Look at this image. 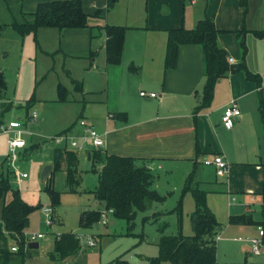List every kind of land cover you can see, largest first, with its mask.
Returning a JSON list of instances; mask_svg holds the SVG:
<instances>
[{"label":"crops","instance_id":"obj_1","mask_svg":"<svg viewBox=\"0 0 264 264\" xmlns=\"http://www.w3.org/2000/svg\"><path fill=\"white\" fill-rule=\"evenodd\" d=\"M4 1L7 7L5 15L12 21H17L15 15L20 18L28 16L34 20L30 14L42 3L65 0ZM79 1L88 14L101 11L106 25L122 26L128 30L122 62L119 65L106 63L105 34L96 37L92 29L88 28L61 31L70 39V45L65 48L70 56L91 59L88 74H93L99 84L94 87L84 80L83 91L79 93L84 96L83 102L86 104L101 106L96 109L100 113L101 120L95 124L83 117L88 110L87 105L83 106L80 119L92 123L100 133L105 134L106 140V145L102 149L91 147L84 138V130L79 125V121L71 126V135L60 138L65 145H60L55 152L72 151L77 154L79 160L76 193L70 192L68 184L67 192L70 194L89 192L94 195L103 165L99 163L96 172L98 183L91 189L83 184L84 178L88 177V171L83 170L81 165L84 155L88 167L92 166L90 156L94 150L107 155L141 159L153 172L163 170L167 165L173 169L175 166H185L186 174L189 176L195 169L198 187L208 193V207L221 224L217 244L223 241L225 234L228 233L244 243L236 249L230 248L229 255H235V260L229 262L248 261L250 264H264L262 257L264 253L260 256H253L250 253V240L258 236V226L229 224L231 216L244 214L252 215L254 221L258 223L264 222V209L261 212L264 208L262 194L264 190V41L257 39L251 33L264 28V0H246L245 6L241 5V0H199L195 3L185 0H139L129 6L125 13L127 15L121 10L115 11L119 0ZM110 2L113 3V7L108 8ZM128 12H131L132 17ZM205 18L214 21L219 31L218 44L228 52L229 59L234 61L233 64L242 62V49L237 33L247 32L246 65L249 71L261 77V84L249 81L243 72L228 74L227 77L216 82L210 107L195 114L194 111L200 103L206 85L202 47L182 46L177 68L166 70V44L169 29L182 27L193 29ZM141 91L155 93L156 98L142 97ZM90 93L99 96L89 102L86 96ZM231 102L237 104L241 110V117L235 121V126L228 130L223 125L222 117ZM13 121L21 122V119ZM21 123L25 127L28 121ZM2 125L4 124H0V128ZM77 126L80 130L77 132L78 135H75L74 128ZM6 135L0 131V176L7 177L14 187V183L21 185L23 181L21 183L17 181L14 176L15 162L7 159ZM70 137L71 144L76 146L70 145L71 147L68 148L67 138ZM77 141L81 142L80 145ZM36 145H32V148L37 147ZM217 155L222 156L228 164L225 176L219 178L216 175V180L213 182L197 180L200 167L215 171V168L206 165L205 161ZM47 165L53 166L52 176L55 175L54 158L42 163L38 167V174L41 175ZM58 172L65 173V166L63 165ZM205 185L209 186L208 190L205 189ZM187 195L191 196V194ZM21 196L23 198L22 193ZM94 197L96 198L95 195ZM9 200L10 195L6 199H0V223L4 205ZM99 204L100 208L89 211L106 209L102 202L99 201ZM38 205L45 206L41 202ZM162 206L163 204H154L151 207L153 213L162 211ZM194 211L195 202L190 209L189 220ZM109 218H114V215ZM30 229L31 219L25 231L26 237L30 236ZM191 233L193 228L191 232L184 225V235L190 236ZM160 237L161 235L154 239L153 245L157 246ZM219 257L217 250L218 261Z\"/></svg>","mask_w":264,"mask_h":264},{"label":"rangeland","instance_id":"obj_2","mask_svg":"<svg viewBox=\"0 0 264 264\" xmlns=\"http://www.w3.org/2000/svg\"><path fill=\"white\" fill-rule=\"evenodd\" d=\"M138 1L119 0L115 11L121 10L124 15H127L125 13L129 6L131 7L133 2ZM6 11L5 1L0 0V24L3 27L0 34V69L4 72L7 80L5 96L0 100V124H8L18 118L21 119V122L28 121L24 127L25 133L22 135L27 147L19 150V158L14 163L15 170L26 173L28 178L23 179L21 185L14 183V188H19L24 200L34 207L38 206L40 202L45 206H50L52 204L49 195L44 190L46 184L41 181L38 167L42 163L52 160L55 149L60 145H65L60 137H68L72 134V130L64 134L65 136L61 133L79 121L83 106H88V110L83 115L84 118L95 124L101 120L100 113L96 111L101 106L83 102L84 96L76 90L73 80L81 82V84L85 80V83L94 87L99 82L93 74H88L91 59L72 57L65 51L66 46L68 48L71 42L64 32L58 29H40L37 34L38 42L34 35L21 37L11 28L10 24L14 21L5 15ZM128 13L132 17L131 12ZM15 18L18 23L33 21L28 16L20 18L15 15ZM105 25L102 16L92 19L94 36H104ZM60 87L66 88L65 95L67 97L63 102H59ZM98 96V94L90 93L86 96V100L90 102L96 100ZM33 97V105L27 109L26 105ZM33 111L37 112L39 118L30 122L29 115ZM74 129L75 135H78L79 127ZM5 137L8 139L10 136L6 135ZM70 140L71 137L67 138L68 148L71 147L70 145L76 146L71 144ZM79 143L81 142L77 141L78 145H80ZM34 144H37V147L32 148ZM82 156L81 165L83 170L87 169L86 171H88V177L84 178L83 184L86 188L91 189L98 183L96 172L100 164L92 162V166L89 168L88 161L84 155ZM154 173L156 180L152 189L161 196L167 197L162 211H159L166 213L158 221L143 222L144 218L152 216L154 212L150 205L146 211L137 214L131 231H129V225L125 220L117 218H108L107 226L99 221L90 229L81 227V214L91 209L100 208L99 200L89 192L70 194L66 190L67 177L65 173H55L53 188L62 193L61 202L57 208L52 206L54 215L51 227L46 225V216L41 210L43 206L40 205L31 213V232L29 234L43 233L44 238L37 241L40 244L38 249H30L26 264H112L117 259L127 261L128 264H148V257L157 256L158 248L153 244L154 239L160 235V228L164 225L167 226L165 235L174 233L176 235L179 230L178 216L170 212L177 207L185 178L188 176L185 166H175L173 169L167 165L163 170ZM9 174L11 175V173ZM77 177L79 178V176ZM197 180L213 182L216 180V173L212 169L200 167ZM75 187L76 185H74ZM204 187L208 190L209 186L205 185ZM192 206H194L192 196L186 195L183 198V234L184 225L192 232L189 220ZM64 233H75L79 238L81 237L82 250L77 256L64 261H52L49 253L54 250L56 236ZM237 239L228 233L225 234L224 240L217 244L219 263L245 262H229L235 260V255H232L233 257L229 255L230 248L236 249V247L244 245ZM90 240L95 242L94 247L89 246ZM10 244L11 247L15 246L13 240L10 241ZM255 259H259V257H255Z\"/></svg>","mask_w":264,"mask_h":264},{"label":"trees","instance_id":"obj_3","mask_svg":"<svg viewBox=\"0 0 264 264\" xmlns=\"http://www.w3.org/2000/svg\"><path fill=\"white\" fill-rule=\"evenodd\" d=\"M241 5H246V0H241ZM113 7L110 2L108 8ZM32 22L11 24L12 29L21 37L37 34L40 29H92V19L102 16L98 11L94 14L85 12L81 1L65 0L52 1L40 4L36 11L30 14ZM3 27L0 24V34ZM128 28L122 26L105 25L106 36V63L119 65L124 53L125 37ZM257 39L264 41V28L251 32ZM219 31L214 21L210 18L201 20L195 28H174L168 30L166 44L165 68L176 69L178 65L179 51L182 46L199 45L202 47L206 85L198 107L194 113L210 107L216 82L228 76L243 72L249 81L261 84V77L249 71L246 65L248 48L246 45V31L237 33L242 49V62L230 64L228 52L218 44ZM130 70H133L131 66ZM78 92L83 91L81 82L73 80ZM7 80L0 69V100L5 96ZM59 102L66 100V90L60 87ZM34 97L26 105L32 107ZM122 115V114H121ZM120 116V115H119ZM72 127L61 134L68 133ZM59 137V136H56ZM92 162H99L103 168L99 175V184L94 192L96 198L105 205L107 210H112L114 218L125 220L131 231L134 227L137 214L146 211L153 204H164L167 197L161 196L152 189L156 175L144 161L132 157L103 154L94 150L91 153ZM65 166L67 184L71 193H76L74 185H78L77 174L79 160L77 154L68 150H58L54 156V171H60ZM53 175L45 186V192L49 195L51 206L57 208L61 202V192L53 188ZM195 169L187 177L177 207L170 213L177 214L179 230L176 235H165L166 225L160 228V240L157 244L158 254L147 258L148 264H236L219 263L217 260V240L221 224L210 211L207 203L208 193L198 187ZM191 194L195 202V211L190 216L193 234L186 236L182 231L183 222V198ZM264 195V190L262 192ZM10 200L5 203L0 223V264H26L30 251L26 229L30 225L31 213L40 206L27 204L18 188H14L9 179L0 176V199ZM102 211H85L80 216V225L83 228H92L99 223ZM164 213L156 212L152 216L143 219V222L158 221ZM229 224L232 226H262L264 222L254 221L252 215L231 216ZM13 240L18 247L17 252L11 251L10 241ZM82 250L81 239L75 233H64L56 236L54 250L49 253L52 261H64L67 258L77 256ZM112 264H128L121 259ZM238 264H250L248 261Z\"/></svg>","mask_w":264,"mask_h":264},{"label":"built area","instance_id":"obj_4","mask_svg":"<svg viewBox=\"0 0 264 264\" xmlns=\"http://www.w3.org/2000/svg\"><path fill=\"white\" fill-rule=\"evenodd\" d=\"M185 1L189 3H195L199 0H185ZM229 62L230 64L234 63L233 59H229ZM140 95L142 97L156 98L155 93H147L145 91H141ZM240 117H241V110L239 109V107L235 102H231L224 111L222 117L223 125L225 126V128L230 130L235 126V121ZM36 120H37V113L33 111L29 117V121L33 122ZM79 125L83 128L84 138L86 141L90 143L91 147L95 149H102L105 147L106 145L105 134L100 133L92 123L88 122L85 119H80ZM1 132L10 135L7 141V145H8L7 159H9L11 162L14 163L19 158V149L26 147V142L22 137V135L25 133L24 124H22L19 121H11L8 124L2 125ZM12 134H14V136H11ZM205 164L215 168L216 175L219 178L225 176L228 170V164L226 163L224 158L220 155L213 156L212 158L207 159L205 161ZM14 176L19 183H21L23 179H26L28 177L26 173H22L17 170L15 171ZM42 211L46 216V225L48 227H51L53 224V215H54V210L52 206L51 205L44 206L42 207ZM111 215H113L112 210L105 209L101 212L100 221L102 222L103 225L105 226L108 225L109 223L108 218ZM257 231H258V236L250 240L251 243L250 253L253 256H260L261 254L264 253V228L262 226H258ZM43 238H44L43 233L31 234L29 237H27V241L28 243H36L39 239H43ZM89 246L94 247L95 242L93 240H90ZM17 250L18 247L16 245L11 247L12 252H17Z\"/></svg>","mask_w":264,"mask_h":264},{"label":"water","instance_id":"obj_5","mask_svg":"<svg viewBox=\"0 0 264 264\" xmlns=\"http://www.w3.org/2000/svg\"><path fill=\"white\" fill-rule=\"evenodd\" d=\"M52 174H53V166L52 165L45 166L43 168L42 173H41V181H42V183L43 184H47V182L49 181V179L52 177ZM29 248L31 250L38 249L39 248V244L38 243H31L29 245Z\"/></svg>","mask_w":264,"mask_h":264}]
</instances>
